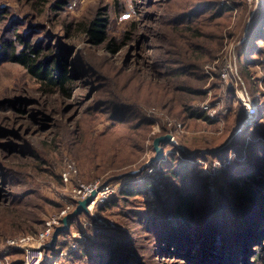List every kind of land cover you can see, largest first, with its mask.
Listing matches in <instances>:
<instances>
[{
	"label": "rangeland",
	"instance_id": "1",
	"mask_svg": "<svg viewBox=\"0 0 264 264\" xmlns=\"http://www.w3.org/2000/svg\"><path fill=\"white\" fill-rule=\"evenodd\" d=\"M55 3L0 0V49L5 41L20 49L18 35L41 42L64 55L73 77L68 90L51 89L0 59V264H23L7 241L35 235L67 206L71 213L78 183L114 192L45 246L40 264H98L112 251L126 264H255L246 236L255 224L219 232L216 215L204 232V223L182 226L166 210L183 190L196 191L204 210L264 161V0ZM98 15L108 39L94 45L78 24ZM167 132L174 143L142 168ZM68 164L76 172L65 182ZM129 187L135 194H122Z\"/></svg>",
	"mask_w": 264,
	"mask_h": 264
},
{
	"label": "trees",
	"instance_id": "2",
	"mask_svg": "<svg viewBox=\"0 0 264 264\" xmlns=\"http://www.w3.org/2000/svg\"><path fill=\"white\" fill-rule=\"evenodd\" d=\"M65 2L66 0H56L54 7L61 8ZM106 20L104 16L98 15L92 20L86 23L81 22L78 25L82 27V31L89 37L92 44L100 45L108 39L105 31ZM16 41L20 44V49L16 48L14 41H5L0 49L1 61L10 60L20 64L40 86L51 89L59 87L62 91L68 90V85L73 82V77L70 75L68 61L64 55L57 56L52 53L54 50L50 46L43 47L41 42L30 41L20 35L16 36ZM107 45L112 51H115L119 46L114 41L108 42ZM170 156L173 157L172 154ZM172 173L177 174L178 171L172 170ZM224 183L226 184V182ZM229 183L230 191L225 192L222 188L217 190L216 195L210 197L211 200H218L208 204L204 210L201 207L202 200H199V194L196 191L183 190L177 193L172 210L166 211L172 214L176 218L174 220H177V223L182 226L184 223L186 226L204 223L202 225L204 232L209 230L216 215L221 218L219 232H227L228 229L236 227L238 233H243L247 229H245L246 226L255 224L246 236L250 239V243L252 242V253L256 256L255 264H264V161L258 163L256 170L245 171L240 180L235 179ZM144 185L145 188H150L152 183L146 179ZM209 191L211 195V189ZM135 192L133 188L129 187L124 189L122 194L130 196ZM116 202L117 200L112 198L101 206L106 208L110 204L115 205ZM199 214H202L200 218H198ZM176 228H172L175 234L181 229ZM172 234L163 232L162 237L174 240ZM220 245L221 241H217L214 247L219 248ZM111 254L106 260L102 259L104 261H100L98 264H126V258L114 262L115 251H112Z\"/></svg>",
	"mask_w": 264,
	"mask_h": 264
},
{
	"label": "built area",
	"instance_id": "3",
	"mask_svg": "<svg viewBox=\"0 0 264 264\" xmlns=\"http://www.w3.org/2000/svg\"><path fill=\"white\" fill-rule=\"evenodd\" d=\"M233 70H234V65L230 62L225 66L222 76L225 78L229 77L230 74H233ZM240 100L246 106L247 109H251L250 104L246 99L240 98ZM249 111H250L248 113L249 118H253L254 110L252 109ZM173 140H174V135L171 134L170 143H174ZM73 172H76V170L71 164H68L66 171L61 173V177L63 181L70 182L71 181L70 178ZM94 190L97 191L96 196L87 205V208L90 212H92V208L94 207L95 203L105 201V199H107L108 196L114 192V189L112 187L106 186L98 190L97 183H90V184L78 183L74 186L72 190L74 196L79 200L84 199ZM69 209L70 207L67 206L63 208L59 213H57L56 215L52 216L47 221H45L42 230L36 233L35 235H21L15 238H11L7 241L9 246L13 248H19L22 250L23 264L41 263L45 255V246H47V244L50 243V239L55 227L61 225L62 218L68 213ZM72 229H73V224H71L69 227V230ZM72 236H74V233ZM73 247H75V244L71 245V248Z\"/></svg>",
	"mask_w": 264,
	"mask_h": 264
},
{
	"label": "water",
	"instance_id": "4",
	"mask_svg": "<svg viewBox=\"0 0 264 264\" xmlns=\"http://www.w3.org/2000/svg\"><path fill=\"white\" fill-rule=\"evenodd\" d=\"M170 138H171V133H169V132L154 138V140H153V149L155 151V156L152 157L151 159H149L143 165L142 168H144L145 166H147L149 164L155 163L156 161H158L163 156V145H166V144L170 143ZM96 192L97 191L94 190L87 197H85L82 200H79L77 202V205H76L75 209L71 213L66 214L62 218L61 225L55 227V229H54V231L52 233V236H51L50 244L46 246L47 248H49V247H51V246H53L55 244L56 238H57V236L59 234H61V233H63V232L68 230L72 220L75 217H77L81 213H88L87 205L96 196Z\"/></svg>",
	"mask_w": 264,
	"mask_h": 264
}]
</instances>
